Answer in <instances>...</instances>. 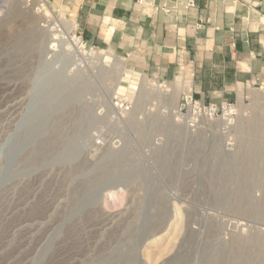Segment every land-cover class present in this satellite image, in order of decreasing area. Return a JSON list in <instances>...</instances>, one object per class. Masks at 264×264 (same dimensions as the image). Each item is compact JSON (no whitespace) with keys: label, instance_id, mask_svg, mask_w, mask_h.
<instances>
[{"label":"rangeland","instance_id":"obj_1","mask_svg":"<svg viewBox=\"0 0 264 264\" xmlns=\"http://www.w3.org/2000/svg\"><path fill=\"white\" fill-rule=\"evenodd\" d=\"M14 1L25 14L0 22V264H264L263 94L188 128L186 78L133 73L48 0Z\"/></svg>","mask_w":264,"mask_h":264},{"label":"crops","instance_id":"obj_2","mask_svg":"<svg viewBox=\"0 0 264 264\" xmlns=\"http://www.w3.org/2000/svg\"><path fill=\"white\" fill-rule=\"evenodd\" d=\"M48 1L133 73L182 76L206 103L242 108L255 90L264 96V0Z\"/></svg>","mask_w":264,"mask_h":264},{"label":"built area","instance_id":"obj_3","mask_svg":"<svg viewBox=\"0 0 264 264\" xmlns=\"http://www.w3.org/2000/svg\"><path fill=\"white\" fill-rule=\"evenodd\" d=\"M190 4L192 5L191 2ZM78 37L82 38L80 33H78ZM83 41L82 38L81 42ZM92 47L93 45H90V48ZM114 106L121 111H126L129 108L126 102H118L117 99L114 100ZM177 112L184 117L186 126L192 129L196 128L203 120L224 119L230 121L236 115L237 107L235 103L227 100L206 103L195 98L190 90H185L178 103Z\"/></svg>","mask_w":264,"mask_h":264},{"label":"bare ground","instance_id":"obj_4","mask_svg":"<svg viewBox=\"0 0 264 264\" xmlns=\"http://www.w3.org/2000/svg\"><path fill=\"white\" fill-rule=\"evenodd\" d=\"M19 1V0H18ZM40 7H42V5L40 6ZM0 13H2V18H1V16H0V22L3 24V23H6V22H10L12 19H17L18 17H20V16H23L25 13H24V9H22L21 7H20V4H19V2H17V1H14V0H0ZM36 19H34V20H31L30 21V25H33V23L34 22H36L35 21ZM51 23V22H50ZM59 23V22H58ZM51 25H52V23H51ZM59 25V24H58ZM58 25L56 26V27H58ZM63 27V26H62ZM52 29V30H51ZM51 32H52V39H57V38H60V37H63L64 35H62V33H60V32H62V30L61 31H59L60 29L59 28H55L53 25H52V27H51ZM62 29V28H61ZM26 32V31H25ZM64 33V32H63ZM66 33V32H65ZM67 36V35H66ZM51 39V40H52ZM76 39V38H75ZM61 40V39H60ZM70 41H71V39H70ZM73 41V40H72ZM75 42V41H74ZM79 42V41H78ZM55 45V44H54ZM53 46V43L51 44V46L50 47H52ZM82 47V46H81ZM75 48V47H74ZM77 49V48H76ZM79 49V48H78ZM76 52V51H75ZM78 52V51H77ZM76 52V53H77ZM81 53H82V51H81ZM121 60V59H120ZM123 65V64H122ZM122 75H123V80H122V78H121V81H124V83H125V80H126V78H127V73L125 74V72L124 73H122ZM131 77H134V76H132V74L130 75ZM126 77V78H125ZM129 77V76H128ZM136 77V76H135ZM125 79V80H124ZM128 79V78H127ZM122 83V82H121ZM119 84V83H118ZM128 84V83H127ZM119 85H122V84H119ZM130 86V85H129ZM122 87V86H121ZM117 88V87H116ZM120 89V88H119ZM122 89V88H121ZM120 89V90H121ZM125 89V88H124ZM124 89H122V93H123V91H124ZM117 90V89H116ZM119 90V91H120ZM118 91V90H117ZM119 93V92H118ZM121 93V92H120ZM116 97V96H115ZM2 101V100H1ZM4 105V103L1 105L0 104V107L1 106H3ZM5 106H7V105H5ZM8 107V106H7ZM11 150V149H10ZM14 156V155H13ZM8 166V165H7ZM10 166V165H9ZM8 171V170H7ZM10 171V170H9ZM9 176H10V174H9Z\"/></svg>","mask_w":264,"mask_h":264}]
</instances>
